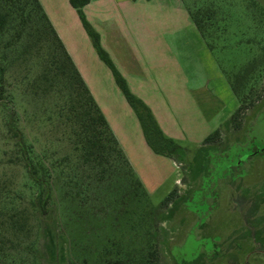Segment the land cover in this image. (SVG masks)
<instances>
[{
  "label": "rangeland",
  "instance_id": "1",
  "mask_svg": "<svg viewBox=\"0 0 264 264\" xmlns=\"http://www.w3.org/2000/svg\"><path fill=\"white\" fill-rule=\"evenodd\" d=\"M184 2L239 91L243 128L204 149L179 144L188 149L177 157L179 172L149 196L118 153L88 154L87 108L78 86L60 76L63 53L42 13L32 0H0L8 16L0 31V222H21L0 233L3 264H139L155 248L158 264H264V0ZM10 120L51 184L47 215L35 208L41 187L14 146ZM160 160L146 162L159 180L170 172ZM178 177V196L160 208Z\"/></svg>",
  "mask_w": 264,
  "mask_h": 264
},
{
  "label": "crops",
  "instance_id": "2",
  "mask_svg": "<svg viewBox=\"0 0 264 264\" xmlns=\"http://www.w3.org/2000/svg\"><path fill=\"white\" fill-rule=\"evenodd\" d=\"M39 1L150 196L179 172L177 162L148 145L137 113L70 0ZM83 11L132 94L151 109L168 138L204 149L213 145L204 141L217 130L221 142L224 133L235 136L226 123L240 107L239 97L183 0H91ZM154 158L170 171L160 180L146 164ZM174 184L179 188V177ZM227 188L230 199L234 184Z\"/></svg>",
  "mask_w": 264,
  "mask_h": 264
},
{
  "label": "trees",
  "instance_id": "3",
  "mask_svg": "<svg viewBox=\"0 0 264 264\" xmlns=\"http://www.w3.org/2000/svg\"><path fill=\"white\" fill-rule=\"evenodd\" d=\"M12 2V0H9ZM91 0H70L71 5L78 11L80 18L82 20L83 26L87 31L88 35L91 37L94 47L96 48L100 58L105 62V64L111 69L117 85L124 93L126 99L128 100L131 107L137 113V116L140 120L141 126L144 131L145 139L148 145L152 148V150L162 156L169 157L177 162V157H180L181 153L186 152L188 149L181 147L178 143L174 140L168 138L162 129L160 128L157 120L155 119L151 109L139 98L132 94L130 91L126 80L120 74V72L115 68L113 62L111 61L107 52L102 48L100 43V36L99 34L93 29L90 23L87 21L84 15V7L90 3ZM184 1V0H183ZM34 6L42 13V18L46 22L47 30L50 34L55 38V41L59 47V49L63 53L64 62L61 63V66L58 67L60 70V76H68L71 83L73 85H77L78 88L81 90L82 96V107L87 108L85 114L89 118L90 125L86 128L89 133H93L92 137L89 139L88 142L91 143L90 149L88 154L94 153L96 159H102L104 152H116L118 153L127 163L130 170L136 175L129 160L125 156L122 148L119 145L117 138L115 137L111 127L109 126L107 119L105 118L104 114L102 113L101 109L99 108L97 102L95 101L93 95L91 94L89 88L87 87L84 79L82 78L79 70L77 69L76 65L74 64L71 56L69 55L67 49L65 48L63 42L61 41L60 37L58 36L55 28L53 27L50 19L48 18L47 14L45 13L41 3L39 0H32ZM192 18L197 25L199 31L205 38V33L203 31V22L199 19L198 16L192 14ZM7 14L0 13V31L4 33L6 31L7 25ZM19 38L22 37V34H19ZM206 40V38H205ZM209 47L212 49V46L207 42ZM213 50V49H212ZM68 67V68H67ZM69 69V71H68ZM5 73L6 68L4 66H0V102L4 99L5 95ZM230 80V79H229ZM232 87L234 92L239 97V91L232 83ZM84 97V98H83ZM246 110L244 106H240L238 110L229 118L227 121V125L231 126L233 130L240 131L243 128V112ZM95 112L96 115L92 116V112ZM83 121V120H82ZM101 126L103 127V132H97V128ZM9 131H11L12 139L14 146L21 152L23 164L27 168L29 172L30 178L35 181L41 187V193L37 200L35 201V208L37 211L43 215H47L51 212L50 210V202H51V184L48 180H46L43 176H40V171L38 167L34 164L33 160L30 158L28 150L26 148V144L24 142V137L22 132L14 125V121L10 120L8 123ZM101 134V135H100ZM102 135H106V139L109 143L107 147L104 143V138ZM222 136L221 130H217L212 133L209 137L206 138L204 144H215L220 141ZM94 150V151H93ZM96 151V152H95ZM137 182L140 185L141 189L145 193H147L143 187L141 180L137 177ZM178 196V188H175L169 196L160 204V208L169 207ZM21 222L18 216H10L7 221L4 223L0 222V233L9 230H16L20 228ZM7 237L5 234H1L0 239V264H3L2 258L5 257V246ZM159 263V256L158 250L156 248L150 252H148V257L141 259L139 264H158Z\"/></svg>",
  "mask_w": 264,
  "mask_h": 264
},
{
  "label": "flooded vegetation",
  "instance_id": "4",
  "mask_svg": "<svg viewBox=\"0 0 264 264\" xmlns=\"http://www.w3.org/2000/svg\"><path fill=\"white\" fill-rule=\"evenodd\" d=\"M252 144H253V142H252ZM251 150V153L254 151V146H253V148H251L250 149ZM263 152H264V146H263V148L261 149ZM254 153V152H253ZM253 155H248L247 157H248V159H250L251 157H252Z\"/></svg>",
  "mask_w": 264,
  "mask_h": 264
}]
</instances>
